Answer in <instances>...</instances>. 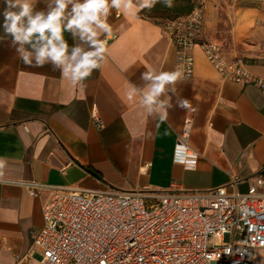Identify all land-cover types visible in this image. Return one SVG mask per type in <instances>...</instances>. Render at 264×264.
I'll use <instances>...</instances> for the list:
<instances>
[{
    "label": "crops",
    "instance_id": "1",
    "mask_svg": "<svg viewBox=\"0 0 264 264\" xmlns=\"http://www.w3.org/2000/svg\"><path fill=\"white\" fill-rule=\"evenodd\" d=\"M187 3L203 8V39L221 43L228 62L242 61L264 80V0H174L172 8L159 2L127 18L113 10L109 23L118 38L83 88L51 65H25L10 38L0 41V264H42L32 232L44 226L48 191L33 197L23 181L101 192L166 191L172 183L184 191H233L239 180L245 194L254 180H264V95L252 84L225 80L200 49L194 77L176 86L188 109L169 93L173 107L160 119L138 98H126L129 83L143 86L147 68H176L177 49L164 24L168 12L182 15ZM4 7L0 0V26ZM36 7L45 9V0ZM189 121L190 146L199 155L191 168L174 162ZM259 190L264 194V184ZM253 264H264V249Z\"/></svg>",
    "mask_w": 264,
    "mask_h": 264
},
{
    "label": "built area",
    "instance_id": "2",
    "mask_svg": "<svg viewBox=\"0 0 264 264\" xmlns=\"http://www.w3.org/2000/svg\"><path fill=\"white\" fill-rule=\"evenodd\" d=\"M164 29L176 46V68L194 77L195 50L225 79L252 84L264 95V80L239 60L228 62L223 46L203 39V8L167 20ZM113 33L108 44L116 40ZM95 124L103 128L96 114ZM192 122L177 139L174 162L191 168L198 153L190 146ZM231 186L210 191H184L172 183L166 191L111 189L86 192L23 181L30 195L48 191L44 226L32 232L42 264H253L264 249V180L245 194Z\"/></svg>",
    "mask_w": 264,
    "mask_h": 264
},
{
    "label": "clouds",
    "instance_id": "3",
    "mask_svg": "<svg viewBox=\"0 0 264 264\" xmlns=\"http://www.w3.org/2000/svg\"><path fill=\"white\" fill-rule=\"evenodd\" d=\"M38 0H3V35L9 39L25 65H51L75 88H83L94 71L101 68L109 52L113 27L112 11L124 17H138L162 2L172 8L174 0H45V9L38 10ZM70 34L73 44L65 38ZM131 67V65H129ZM127 70V69H125ZM143 86L129 83L126 98L138 103L149 116L164 119L177 96V84L185 83V72L177 67L170 71L147 68L141 74ZM177 105L188 109L190 101L177 96Z\"/></svg>",
    "mask_w": 264,
    "mask_h": 264
},
{
    "label": "trees",
    "instance_id": "4",
    "mask_svg": "<svg viewBox=\"0 0 264 264\" xmlns=\"http://www.w3.org/2000/svg\"><path fill=\"white\" fill-rule=\"evenodd\" d=\"M188 3L185 6L182 5V15H174L173 16L172 14H170L168 12L167 20H174V19H178L180 17L188 16L189 14L193 13L195 10L201 8L200 6L196 7V5L194 3L193 4H188ZM147 16L153 17V12L148 13Z\"/></svg>",
    "mask_w": 264,
    "mask_h": 264
}]
</instances>
